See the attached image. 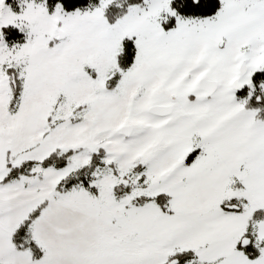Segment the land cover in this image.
<instances>
[{
  "label": "snow or ice",
  "instance_id": "snow-or-ice-1",
  "mask_svg": "<svg viewBox=\"0 0 264 264\" xmlns=\"http://www.w3.org/2000/svg\"><path fill=\"white\" fill-rule=\"evenodd\" d=\"M0 264H264V0H0Z\"/></svg>",
  "mask_w": 264,
  "mask_h": 264
}]
</instances>
